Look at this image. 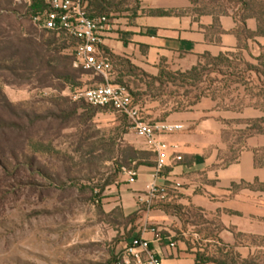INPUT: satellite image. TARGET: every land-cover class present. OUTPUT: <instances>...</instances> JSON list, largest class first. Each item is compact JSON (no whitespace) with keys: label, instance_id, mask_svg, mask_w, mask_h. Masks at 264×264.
Segmentation results:
<instances>
[{"label":"rangeland","instance_id":"374dc122","mask_svg":"<svg viewBox=\"0 0 264 264\" xmlns=\"http://www.w3.org/2000/svg\"><path fill=\"white\" fill-rule=\"evenodd\" d=\"M116 3L120 15L136 7L133 0ZM202 6L245 14L241 0H205ZM253 7L263 15L264 0ZM34 12L0 0V264H124L122 242L136 219L106 211L117 203L110 193L129 167L132 151L124 139L128 132L135 136L132 122L73 99L77 86L103 80L75 68L76 42L39 29ZM110 59L111 82L129 89L146 122L150 111L163 115L202 105L220 113V166L243 149L258 150L264 162V52L252 58L237 53L223 62L201 59L196 77L174 75L162 84L151 78L159 73ZM64 76L69 80L59 78ZM232 188L263 191L264 184ZM180 189L170 194L179 219L172 242L191 264H264V205L202 209L185 202ZM248 195L264 201V195Z\"/></svg>","mask_w":264,"mask_h":264},{"label":"crops","instance_id":"0c3cea01","mask_svg":"<svg viewBox=\"0 0 264 264\" xmlns=\"http://www.w3.org/2000/svg\"><path fill=\"white\" fill-rule=\"evenodd\" d=\"M133 1L136 7L132 11L106 15L109 29L103 36V51L114 58L127 59L153 76L159 73L161 65L175 72H186L197 66L204 56L217 58L240 53L252 58L264 52V37L256 35L258 21L255 18L241 21L234 9L206 10L202 6L205 0L198 3L191 0ZM201 106L185 111L169 110L163 115L154 111L148 114L151 125L182 126L172 133L158 132V140L168 146V159L160 173L155 168L157 157L149 143L139 138L133 127L130 131L135 136L128 135L130 132L125 136L129 148L145 152L151 158L127 159L129 167L122 168L119 182L110 193L116 196L117 203L106 213L118 209L125 218L136 219L135 222L132 219L133 224L127 229L130 237L122 242L124 264H137L128 251L134 239L148 241L150 250L164 264H191L181 248L170 246L174 227L179 222L172 210L176 197L170 195L177 183L182 185L180 192L186 196L185 202L197 208L239 204L244 209L247 204H253L260 209L264 205L263 199L252 202L248 195L254 193L261 197L264 191L243 189L235 193L232 188L237 183L264 184V169L255 166L254 151L243 149L235 161L220 166L218 152L223 128L220 113ZM178 156L182 158L180 161L176 160ZM123 169L136 173L135 182H129ZM201 177H206L207 181L201 182ZM153 182L166 189L164 199L149 201L146 198ZM135 252L140 253V250ZM141 257L144 261L145 256Z\"/></svg>","mask_w":264,"mask_h":264},{"label":"built area","instance_id":"2783aa9c","mask_svg":"<svg viewBox=\"0 0 264 264\" xmlns=\"http://www.w3.org/2000/svg\"><path fill=\"white\" fill-rule=\"evenodd\" d=\"M43 7L32 15V21L39 29L63 34L76 41L73 53V66L102 78V82L94 87L74 89L72 97L75 101H86L92 106L112 109L125 115L132 122V127L139 138L146 140L151 151L156 154V170L160 173L168 159V146L158 140V132L172 133L182 129L181 125L147 123L141 110L133 102L129 89L123 85L111 82L114 73L113 64L109 56L103 52V36L109 29V19L106 15L92 16L87 11L86 0H38ZM15 4H25L32 7V0H14ZM180 156L176 160L180 161ZM129 176V182H135L136 173L123 169ZM182 185L175 184L176 189ZM166 189L155 182L150 185L146 198L164 199ZM170 246L175 247L174 243ZM139 249L140 253L135 250ZM137 264H164L151 250L148 241L134 239L128 249ZM141 255H144V261Z\"/></svg>","mask_w":264,"mask_h":264},{"label":"trees","instance_id":"16d2710c","mask_svg":"<svg viewBox=\"0 0 264 264\" xmlns=\"http://www.w3.org/2000/svg\"><path fill=\"white\" fill-rule=\"evenodd\" d=\"M32 1H33V5L31 7L32 10L36 11L37 9L43 7V5L38 0H32ZM191 1L193 3H198L200 0H191ZM255 1H257V0H241L242 12L245 13V14H243V16H239L238 14H236V17L239 18L241 21H244L247 18H255L258 21V25H259L256 35L264 37V13H263V15H259V14L253 13V8H254L253 6L255 4ZM86 3H87V11L92 16L109 15L112 12H117V8L119 6V4L116 3L115 0H86ZM51 34H53L54 37L56 36L57 38H61L62 40H65V41L72 40V39L66 37L63 34H61L59 36L57 34H55V33H51ZM72 41H75V40H72ZM104 54L106 56H109L110 58L116 59V60H118L120 62L121 61L124 62V64H126L128 67H130L133 70L142 71L141 69H139L136 66H134L127 59L114 58V57L110 56L106 52H104ZM234 55L235 54L220 55L217 58H212L210 56H204V57H202V59H209V60L214 61V62H223V61L228 60L230 57H233ZM199 65H200V63L197 66L193 67L191 70L186 71V72H173V71H171V69L169 67H167L165 65H161L160 69H159V75L157 77H151V78L155 82H158L159 84H162V80L163 79H167V80L168 79H173L174 75H178V76H181V77H190V76H195L196 77L198 69H199L198 68ZM59 78H63L65 80H67V81L69 80V78L67 76L59 77ZM77 88H80V87L77 86ZM77 88H75V89H77ZM175 111H178V110H175ZM183 111H185V110H183ZM263 123H264V121H263ZM259 130H260L261 134H264L262 128H259ZM131 151H132V156L126 157V159H137V158L143 159V158H140V156L141 155H147V153H145V152H134L132 149H131ZM254 153H255V166L257 168L264 169V162L261 161L260 159H258L259 151L256 150ZM255 183H258V182H255ZM248 186L250 187V185H248ZM263 191H264V189H263Z\"/></svg>","mask_w":264,"mask_h":264}]
</instances>
